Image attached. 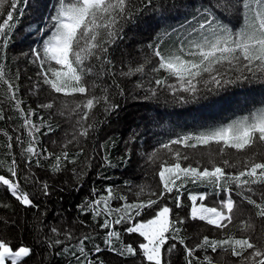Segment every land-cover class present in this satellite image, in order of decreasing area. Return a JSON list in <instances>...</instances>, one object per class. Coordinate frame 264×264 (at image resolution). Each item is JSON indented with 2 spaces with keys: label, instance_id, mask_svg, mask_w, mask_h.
Segmentation results:
<instances>
[{
  "label": "snow or ice",
  "instance_id": "snow-or-ice-1",
  "mask_svg": "<svg viewBox=\"0 0 264 264\" xmlns=\"http://www.w3.org/2000/svg\"><path fill=\"white\" fill-rule=\"evenodd\" d=\"M29 3L30 0H0V61L7 58L6 49L18 26L14 14L19 11L22 16L24 9L21 5ZM41 6L42 0H36L38 13ZM184 7L193 9L191 19L186 17L187 27L181 25L183 31L179 34L175 28L171 33L167 30L164 32L169 37L176 35L175 51L166 54L162 42L149 43L147 48L151 50L150 56H145L143 63L129 65L127 71L119 73L120 77L143 75L146 65L153 64L155 59L150 71L156 74L163 71L167 75L158 76L149 83L168 89L179 103L197 100L201 93L219 94L220 90L231 85H264V0H187L180 4L176 0H56L55 4H51L50 16L38 14V19L32 22L39 25L36 28L39 47H32L29 52L21 55H30L31 62L38 64L36 75L52 93L64 97H83L71 102L61 101L59 115H68L69 118L74 116L76 119L71 139L64 143L59 154L47 148H37L39 135L54 133L55 129L43 117L39 124L33 122L32 117L37 115V111L30 107L27 110L22 108L24 101L17 97L20 91L16 83L20 79L19 73L15 79H9L5 64L0 62V88H3L4 98L13 102L23 121L21 127L28 133L27 147L23 149V154L29 169L33 157L37 167L42 166L41 158L48 159L51 171L55 173L62 172L66 162L76 163L83 149L70 156L67 147L73 142L79 143L80 137L87 138L90 131H94L97 124L101 123H89L93 110L103 105L105 114H115L121 105L114 96H125V89L117 82V74L113 71L115 65L112 55L117 50L113 46L118 45L126 36L125 28L135 24L145 12L167 19L168 13ZM233 20L237 23L233 24ZM44 21L48 22L47 26ZM93 60L99 61L102 73L112 78L111 84L101 87L93 83L89 87L87 78L101 75L91 63ZM171 78H175L177 84L169 83ZM136 87L144 89L140 82L136 83ZM94 88H100L102 94L90 95ZM113 88L116 91L110 92ZM179 93H187L188 96ZM157 95L156 88H148L143 97L132 98L150 100ZM55 103L54 99L37 107L52 110ZM4 118L3 110H0V119ZM42 128H46L47 132H42ZM7 139L9 143L6 147L11 149L12 137L8 136ZM135 139L136 134L133 133L130 142L134 143ZM16 140L25 143L19 136ZM213 144L217 146L215 149L201 154L207 157L206 165L202 159H195L194 155L173 148L175 145L197 149L198 146L207 148ZM107 146V143L100 145L102 149ZM254 148L257 150L252 151ZM160 149L167 150L170 160L159 156ZM131 155L130 150L126 151L122 162L130 163ZM234 155L238 158L232 162L231 157ZM148 159L153 163L160 160L157 172L159 191L149 189L145 194V188L140 187L134 193L135 199L129 201L126 195H117L112 187L104 189L106 195L92 189V197L85 198L77 205L81 214L92 216L96 222L95 227L105 230L103 247L94 244V255L86 250V242L93 239L92 233L76 238L71 231L62 233L59 228L51 227V235L39 242L46 244L49 249L59 247L56 255L72 257L68 264H73V261L75 264H106L101 258L104 251L125 260L131 258L133 264H214L212 256L197 255L200 251L207 253L209 250L212 253L218 250L230 252L238 258L236 264H264V244L254 241L251 235L237 237L234 233H225V229L233 225L236 218L238 203L234 195L240 198L241 203L251 205L256 210V216L264 219V107L251 110L247 115L238 116L227 124L164 142L149 154ZM103 160L111 164L108 155ZM18 167L17 160L11 159L7 168L11 178L0 175V184L6 186L20 205L39 209L35 196L21 188ZM82 175L86 173H76L77 179ZM23 179L26 184L38 185L42 196H51L52 187L47 181L38 180L31 172ZM188 184L211 187L220 198L208 204L205 201L213 193H189L188 200L191 203L187 206L188 211L182 215L179 210L186 207L181 199L182 190ZM257 192L259 198L254 199ZM145 195L147 198L143 199ZM169 196L174 200L175 212L173 207L162 203ZM113 201L120 203L113 206ZM148 210L153 214L144 218ZM193 221L213 226L223 238L204 235L197 243L190 245L186 242L190 237L183 233L187 231L186 225ZM9 223L8 220H0V224ZM80 223L85 224V221L81 220ZM245 223L240 222L242 233L247 232ZM11 225H15V221ZM118 225L124 226L122 231L117 230ZM124 234H136L142 239L126 243ZM73 239H77L74 247L66 243ZM32 254L31 247L23 243L13 247L10 238H0V264H26Z\"/></svg>",
  "mask_w": 264,
  "mask_h": 264
},
{
  "label": "trees",
  "instance_id": "trees-1",
  "mask_svg": "<svg viewBox=\"0 0 264 264\" xmlns=\"http://www.w3.org/2000/svg\"><path fill=\"white\" fill-rule=\"evenodd\" d=\"M56 0H42V6L37 12L36 0H30L28 5H21L24 12L19 15V11L14 14V19L18 20V26L11 35L10 43L6 49L7 58L0 61L5 64V72L9 79H15L19 73L20 79L16 81L19 84L20 91L17 97L24 101L22 108L27 110L29 107L37 111V115L32 117L34 123L39 124L40 118L48 121L55 129L54 133L47 135H39L38 149L47 148L49 151L59 154L63 150L64 143L71 139L73 133V124L76 117L69 118L68 115H59L61 109V101L67 100L71 102L73 99L81 100L83 97H64L52 93L46 85L40 82V78L36 75L39 71L38 64L32 63V57L23 56L21 53L29 52L32 47H39L40 40L36 35L38 24L32 23L38 19V14L44 16L51 15V4H55ZM178 4L186 3L187 0H176ZM7 8L5 9V11ZM193 9L184 7L179 11H172L167 14V19H160L158 15H151L145 12L135 24L128 25L125 28L126 36L113 46L117 50L112 52L114 57L113 71L117 74V82L125 89V96H114L115 100L120 101V109L112 115L104 113L103 105H98L93 110V115L89 119V123L101 121L94 131H90L87 138L80 137L79 143L73 142L67 147L70 156L78 153L83 149L82 154L76 160L75 164L67 163L62 172L55 173L51 171V163L48 159L41 158V167H37L33 157V163L29 169L26 166V156L23 149L27 147L28 133L21 127L22 118L13 106V102L4 98L3 88H0V110H3L4 119H0V175L11 178L7 171L8 164L11 159L15 158L19 165L18 179L21 188L30 192L35 196V202L40 205L39 209L25 208L11 195L6 186L0 184V220H8L9 225L0 224V238L11 239L12 246L23 243L33 249V254L27 259L26 264H68L72 259L70 256L56 255L60 250L59 247L49 249L43 241L48 235H51L50 228L57 227L63 233L71 231L73 236L79 238L84 234H93V239L86 242V250L92 253L93 245L99 244L103 247V237L105 230L95 227L90 214H81L77 205L85 198L92 197V189H97L100 194H105L104 189L112 187L116 190V194L126 195L129 201L135 199L134 193L139 191L140 187L145 188V194L149 189L159 191L157 187L159 178L157 172L159 170L160 160L156 163L148 159L150 153L160 148V145L171 139L185 134H197L201 131L215 128L220 125L229 123L238 116L247 115L249 111L259 107H264V85L261 84H244L241 86L231 85L226 89L220 90L219 94L205 95L201 93L197 100H189L188 103H179L171 92L166 88H159L154 83L158 76L167 75L161 71L156 74L150 71L153 64L146 65L143 75H136L131 78L120 77L121 71H127L129 65L135 66L137 63H143L145 56H150L151 50L147 48L149 43L162 42L161 46L164 52L170 53L175 51L176 35H165L167 30L171 33L173 28L177 29L179 34L183 30L181 25L187 27L186 17L191 19ZM151 16V18H149ZM47 21H44L47 26ZM233 24L237 22L232 21ZM96 66L95 70L101 75H92L87 78L89 87L93 83L103 87L105 84H111L112 78L104 75L101 71L99 61H91ZM140 82L144 85V89L136 87V83ZM169 83L177 84L175 78H171ZM199 87L202 88V85ZM148 88L157 89V97L150 100L134 99L133 96L143 97L145 90ZM116 90L110 89V92ZM100 88H94L90 95H101ZM179 95L188 96L187 93H179ZM56 101L52 110L38 108L41 103H48L52 100ZM47 132L46 128L41 129ZM5 133L7 135H5ZM136 134L134 143L130 142L132 134ZM12 137L11 149L6 145L9 143L7 137ZM21 137L25 141L21 144L16 137ZM55 141L56 143H52ZM107 143V148L102 149L101 144ZM216 145L198 146L197 149L183 148L182 146H173L174 149L179 148L183 153L194 155L195 159H202L203 164H207V157L201 156L202 153L215 149ZM130 150L131 162H122L126 151ZM253 149L252 151H256ZM11 153V154H9ZM109 156L111 164L105 163L103 157ZM159 156L163 159L170 160V154L166 149H160ZM73 158H75L73 156ZM237 156H232V162H235ZM259 158V157H258ZM219 162V157H217ZM187 163V162H185ZM75 169V172L73 171ZM83 171L86 175L77 179L76 173ZM31 172L40 181H47L52 187L50 197L42 196L38 191V185L34 183L26 184L24 176ZM127 182V183H126ZM60 189H63L61 191ZM181 197L184 209L179 210L181 214L188 211L190 201L188 194H199L201 192L213 193L211 187L205 188L204 185L188 184L183 190ZM147 198V195L142 197ZM155 198V197H153ZM219 195L213 193L205 203L211 204L213 199H219ZM259 198V192L253 197ZM237 200L238 208L235 213L233 225L225 229V233H234L237 237L243 234L251 235L257 243L264 244V219L256 216L255 209L246 202L241 203L240 198L234 195ZM119 201H113V206H118ZM162 203H167L173 207L174 200L171 196L167 197ZM152 211L148 210L144 214V218L150 217ZM85 221L81 224L80 221ZM15 221V225L11 222ZM241 221H245L244 227L247 228L246 233L240 231ZM250 226V227H249ZM124 226H116L117 230L122 231ZM187 231L183 233L190 237L186 242L194 245L204 235L213 238H223L213 226L207 225L202 221L189 222L186 225ZM196 233L199 235L197 236ZM257 237L259 240L257 241ZM63 239V236L60 237ZM123 239L126 243L141 240L136 234H124ZM70 246H75L77 239L66 242ZM210 255L214 264H236L238 258L233 257L230 252L218 250L212 253L210 250L205 253L200 251L198 256ZM101 258L106 264H133L131 258L125 260L117 257L108 251L101 254ZM175 258V257H174ZM73 264L75 262L73 261Z\"/></svg>",
  "mask_w": 264,
  "mask_h": 264
}]
</instances>
